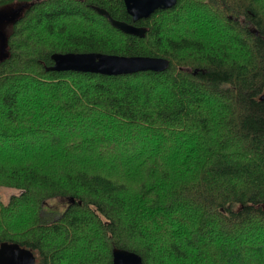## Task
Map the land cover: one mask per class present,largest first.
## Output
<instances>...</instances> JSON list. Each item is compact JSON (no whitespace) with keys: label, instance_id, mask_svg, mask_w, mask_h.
<instances>
[{"label":"trees","instance_id":"trees-1","mask_svg":"<svg viewBox=\"0 0 264 264\" xmlns=\"http://www.w3.org/2000/svg\"><path fill=\"white\" fill-rule=\"evenodd\" d=\"M14 1L29 4L0 57V187L20 193L0 199V244L36 264H113L115 247L144 264H264V0H178L135 23L144 38L92 7L133 23L124 0L0 7ZM69 52L170 66L47 70ZM41 86L44 112L22 120L23 91ZM59 197L65 209L45 218Z\"/></svg>","mask_w":264,"mask_h":264},{"label":"water","instance_id":"water-1","mask_svg":"<svg viewBox=\"0 0 264 264\" xmlns=\"http://www.w3.org/2000/svg\"><path fill=\"white\" fill-rule=\"evenodd\" d=\"M126 9L132 17L133 23L115 19L110 12L101 7L92 6L101 15L110 20L112 25L124 33L144 38L147 27L135 23L141 19L151 17L160 9H170L176 6L178 0H124ZM28 6V5H27ZM20 14L19 8H13L10 13L0 9V57L7 54V36L2 27L5 23H13ZM16 16V17H14ZM8 18V19H7ZM14 18V19H13ZM54 64L47 67L49 71H78L97 73L109 76L128 75L138 72H164L170 66V61L164 57L152 56H124L101 52L87 53H55L52 56ZM74 202V199H72ZM34 252L21 246L17 242H2L0 244V264H36ZM113 264H144L143 258L136 252L115 247L113 250Z\"/></svg>","mask_w":264,"mask_h":264},{"label":"rangeland","instance_id":"rangeland-1","mask_svg":"<svg viewBox=\"0 0 264 264\" xmlns=\"http://www.w3.org/2000/svg\"><path fill=\"white\" fill-rule=\"evenodd\" d=\"M15 3V4H14ZM14 3H10L7 5H4L0 8H2L3 10H6L7 12H11L13 11V8H19L20 7V3L19 2H14ZM48 7H45V9L51 8V6L46 5ZM190 12H194V8L189 9ZM193 14V13H191ZM203 16V15H202ZM201 16V20L207 21V22H212V20H214V16L211 15L209 12L206 13L204 15V18H202ZM11 25L12 23L7 22L3 25L2 30L4 32V34L8 37V35L10 34L11 31ZM1 40V39H0ZM0 49H1V41H0ZM8 50V48H7ZM45 87H42L39 89H36V92L33 89H25V91L30 90V94L26 95V92L23 91V97L24 99H26L28 102H25L21 104V106H24V109L22 111V120H31V121H37L39 119L40 116H37L36 113H39V111H43V103L42 105L38 106L43 100H45L47 98V93H45ZM35 98L37 100H35ZM27 105H32V106H27ZM31 108V109H30ZM27 109L30 110V115L26 116L25 114H27ZM40 109V110H39ZM44 112V111H43ZM41 113V112H40ZM24 116V117H23ZM27 138H33L31 140H37L36 139V135L35 134H31L29 135ZM20 191L16 188H12V187H0V199L4 202H8L10 200V198L13 195L19 194ZM68 203V200L66 198H55V199H50L49 201H47L44 205L42 214L45 218L48 219H52L54 217H57V215L54 213L55 211L59 212L62 211L63 209H65L66 205Z\"/></svg>","mask_w":264,"mask_h":264},{"label":"flooded vegetation","instance_id":"flooded-vegetation-1","mask_svg":"<svg viewBox=\"0 0 264 264\" xmlns=\"http://www.w3.org/2000/svg\"><path fill=\"white\" fill-rule=\"evenodd\" d=\"M15 2V1H14ZM13 2V3H14ZM16 2H19L21 5H20V7H19V12H20V14L16 17V16H14V17H16L15 19H19L20 17H21V15L23 16L24 15V13L26 12V9H27V5L29 4V2H27V1H16ZM15 4V3H14ZM2 7V6H1ZM1 9V8H0ZM8 19V18H7ZM14 19V18H13Z\"/></svg>","mask_w":264,"mask_h":264}]
</instances>
